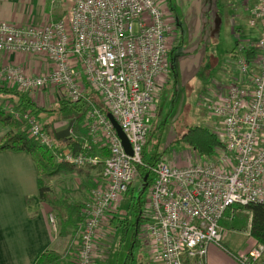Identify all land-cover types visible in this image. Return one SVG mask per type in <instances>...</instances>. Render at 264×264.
Masks as SVG:
<instances>
[{
    "label": "built area",
    "instance_id": "2783aa9c",
    "mask_svg": "<svg viewBox=\"0 0 264 264\" xmlns=\"http://www.w3.org/2000/svg\"><path fill=\"white\" fill-rule=\"evenodd\" d=\"M163 4L164 0H70L55 21L37 26L0 21V52L47 61L35 74L17 64H1L2 88L25 94L35 105L38 94L50 92L47 97L58 105L91 91L106 111L87 101L89 107L77 125L81 150L72 152L49 135L37 112H19L12 102L3 103L20 129L56 163L99 168L96 185L82 204L78 244L69 264H94L104 217L115 212L137 176L154 116L156 79L171 67L168 53L176 28L165 20ZM248 23L258 32L254 56L246 60L247 49L235 44L232 57L238 77L205 104L206 115L217 123L221 147L186 166L160 159L150 168L139 237L152 264H207L208 245H221L219 222L225 211L233 206L264 207V0H253ZM108 113L124 134L130 154ZM48 219L52 225V216ZM249 230L250 223L246 236ZM235 259L239 264H264V245L254 241Z\"/></svg>",
    "mask_w": 264,
    "mask_h": 264
},
{
    "label": "crops",
    "instance_id": "0c3cea01",
    "mask_svg": "<svg viewBox=\"0 0 264 264\" xmlns=\"http://www.w3.org/2000/svg\"><path fill=\"white\" fill-rule=\"evenodd\" d=\"M69 2L0 0V21L19 26H37L61 18ZM247 2L164 0V18L174 23L176 29L169 46L171 70L156 79L158 91L151 121L164 123L157 143L162 151L175 139L174 128L188 124L179 123V119L189 110V102L191 104L194 99V105L205 113L203 126L216 132L217 123L206 115V101L220 96L225 86L238 77L232 57L234 45L239 43L252 51L258 40L256 28L248 23L251 4ZM252 52L254 56L255 51ZM5 63L20 65L25 72L32 74L40 72L47 65V61L36 56L0 52V65ZM5 97L1 95V99ZM40 113L44 112L37 111V115ZM8 130L7 126L0 125V137ZM190 151L189 157L192 158L194 153ZM100 153L105 154L103 151ZM187 153L181 157L162 153L161 159L176 165L180 159L188 156ZM91 172L95 170L91 169ZM97 178V173L90 174L93 182ZM122 199L116 204L115 212L106 213L99 228L94 264H107L108 247L117 231L116 219L120 221L126 215L127 206H120ZM51 211V206L39 198L35 169L29 155L24 151L0 149V264H32L37 255L46 250L60 254L62 260L68 259L69 251L65 252L71 236L59 235L58 230L55 231L48 219ZM250 220V212L245 208L233 206L227 209L219 222L221 245H208L206 263L239 264L235 256L247 252L254 245L255 240L245 235ZM143 221L140 217L135 240L132 239L129 249L134 250L135 246L142 255L138 264H152L141 238H138L139 225ZM241 227L244 229L238 230ZM228 251L234 256L229 255ZM127 254L128 264L131 251Z\"/></svg>",
    "mask_w": 264,
    "mask_h": 264
},
{
    "label": "trees",
    "instance_id": "16d2710c",
    "mask_svg": "<svg viewBox=\"0 0 264 264\" xmlns=\"http://www.w3.org/2000/svg\"><path fill=\"white\" fill-rule=\"evenodd\" d=\"M243 53L246 60H249L253 57V52L248 49L244 50ZM1 95L6 97L2 99L0 98V125L7 126L9 130L0 137V149H6L10 151H24L29 155L35 169L39 198L41 201L49 204L51 209L55 210L56 212L59 223L57 229L58 234L73 236L76 228L83 220L82 204L84 201L71 202L67 201L65 198L55 197L50 193V188L44 181L52 175H65L73 173L82 174L84 178H82L83 180H80V184H82V186H85V184L88 185L90 192L91 188L96 185L92 180H90L91 168L87 167L81 169L70 164L55 163L50 152L42 149L34 139L29 138L26 132L20 129V124L15 121L7 111L4 110L3 103L4 101L12 102L14 105V110L19 112L26 109L31 110L33 113L37 111L46 113L54 111L58 114L60 120H73L71 132L82 121L85 112L89 107L87 101L95 104V106L100 108L103 113H106L105 109H102L98 98L91 91H86L84 97L78 99L77 101L72 102L69 100H64L53 108L37 107L25 94H21L15 90H8L1 87L0 96ZM50 125V121L43 123V127L45 129H47ZM163 126L164 123L162 121L159 123H150L146 142L142 149V160L141 163L137 165L136 177H138L142 182L141 189L138 191L136 196H130L126 207L127 209L131 208L133 213V240H135L137 233L140 214L144 204V197L152 180L150 168L161 159L162 153L158 152L157 143ZM153 132L155 133L156 141H154L152 144V151L148 153L146 146H148L147 142L150 141L149 137L151 134H153ZM173 142L183 144L184 146L190 148L194 155L199 158V160L211 157L214 153V150L218 147H221V142L219 141L217 135L200 124H188L180 127L176 132ZM57 143H61L64 147L68 148L72 152L80 151L82 144L79 134L77 136H70L67 139L57 140ZM96 169L97 168L94 170ZM129 188L130 185L125 193H128ZM245 210H248L251 215L249 236L252 237L255 242L264 245V207L257 204L249 205L245 208ZM243 215L246 217L245 214ZM121 223L124 226L128 225L126 215L120 221L119 219H116V226ZM243 229L244 227H241L238 230L242 231ZM123 233L124 231H122V235ZM228 253L229 255L234 256L233 253L229 251ZM32 264H69V259L66 261L62 260L60 254H57L51 250H46L37 255ZM124 264H127L126 260Z\"/></svg>",
    "mask_w": 264,
    "mask_h": 264
},
{
    "label": "rangeland",
    "instance_id": "374dc122",
    "mask_svg": "<svg viewBox=\"0 0 264 264\" xmlns=\"http://www.w3.org/2000/svg\"><path fill=\"white\" fill-rule=\"evenodd\" d=\"M247 1H248L247 4L250 3L252 6L253 0H247ZM248 16H249V13H248ZM204 81H206V79ZM49 93L50 92H48L47 95H49ZM47 95L38 94L39 98L36 100V104H38V107L41 106L43 108H53L57 106L56 102L54 101V98L47 97ZM42 97H43V101H41ZM194 102H196V99H194L191 104L189 102V105H190L189 110H187L185 114L182 115V117L179 119V123L186 122L188 124L198 123L200 125H204L203 120L205 119L204 117L205 113L197 105H194ZM39 115H40L39 119L42 123L47 122V121L51 122V125L47 128V131L51 137L53 136L54 132L60 129H63L69 122V121L60 120L58 114L54 111L48 112V113L44 112L42 114L40 113ZM181 127H183V125ZM174 129H176L175 130L176 132L178 131L177 127H175ZM154 132L149 137L150 141L147 142L148 146H146V149L148 153L152 151L151 150L152 144L154 141H156ZM78 134L80 136V133L78 132L77 126H76L72 132L70 131L69 137L77 136ZM157 149L159 152L163 154L165 153L166 155L170 154V155H175V156H180V157L183 156L184 153L188 152L187 153L188 156L180 159L179 162L176 164L179 166H186L189 163L199 160V158L195 155H192V158L191 156L189 157L191 149L184 146L183 144L172 142V143H169L166 146V148H164L163 151H162L161 146L157 147ZM96 173H98V168L95 170V172L93 173L91 172L90 174H96ZM82 178H84L83 175L77 174V173L76 174L75 173L65 174V175L58 174V175H52L51 177L46 179L44 182L47 183V185L50 187V193L54 195L55 197L65 198L67 201H71V202H75V201L82 202L88 198V192L90 189L88 185L85 184V186H82V184H80V180H83ZM141 183L142 182L138 177H135L131 181L128 193H125L122 196L123 199L120 201L121 204L119 203L121 207L125 208L127 206L130 196L137 195L138 191L141 189ZM125 211H126L128 225L124 226L122 223L117 225V231L115 232V237H113L114 241L110 243L108 247V255H107L108 258L106 259L107 264H123V261H125L126 258H128V254H127L128 251H131V258L128 261V264H138V262L142 259V255L139 253V251L136 249L135 246H134V250L129 249L130 245L132 244V234L134 231V227H133L134 219H133V213H132L131 208L129 209L125 208ZM51 216L53 219V223L51 226L56 231L58 229L59 223H58L55 210L51 211ZM122 231H124L123 235H122ZM138 238H139V235H138ZM69 240H70L69 246H67V250L65 253L69 251L67 258L70 260L72 257H74V253L76 251L77 244H78V227L76 228L75 233L73 234V236L70 237Z\"/></svg>",
    "mask_w": 264,
    "mask_h": 264
},
{
    "label": "water",
    "instance_id": "95a60500",
    "mask_svg": "<svg viewBox=\"0 0 264 264\" xmlns=\"http://www.w3.org/2000/svg\"><path fill=\"white\" fill-rule=\"evenodd\" d=\"M106 117L109 120V122L111 123L114 131L116 132V134L118 136V138L120 139L124 151L126 153L130 154L129 144H128L124 134L121 132L118 124L116 123L114 118L109 113L106 114ZM72 124H73V120L71 119V120H69V122L67 123V125L63 129H60V130L54 132V134H53L54 139L55 140L67 139L69 137V133L71 131Z\"/></svg>",
    "mask_w": 264,
    "mask_h": 264
}]
</instances>
